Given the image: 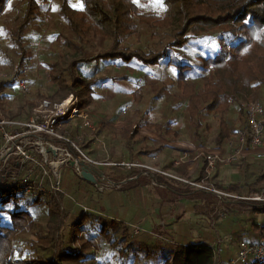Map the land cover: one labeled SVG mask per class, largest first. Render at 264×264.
<instances>
[{"label":"trees","instance_id":"obj_1","mask_svg":"<svg viewBox=\"0 0 264 264\" xmlns=\"http://www.w3.org/2000/svg\"><path fill=\"white\" fill-rule=\"evenodd\" d=\"M17 1L20 15L10 39L18 49L15 63L23 72L29 60L25 39L53 0ZM78 1L84 5L83 11L74 8L72 0H57L59 14L70 37L57 35L55 38L63 50L72 53L74 59L69 61V54L65 55L61 51L52 53L54 59L48 64V78L53 89L51 98L64 99L73 94L79 100L80 109L88 111L94 103L96 88L105 82L96 77L104 67L118 64L128 69L133 66L148 69L172 68L176 72L177 88L185 104L184 111L191 127L192 139L197 142L194 144L206 146L207 135L211 131L207 123L210 116L218 118L213 138L215 144L212 147L227 145L238 131L245 129V108L236 105L238 110L235 107L231 109L227 105V99L230 96L245 99L247 96L244 95L256 92L258 87H264V0H164L166 10H163V15L149 17L140 13V7L132 0ZM150 1L140 0V3ZM9 2L10 0H0V16ZM136 18L141 23L147 19V23L168 30L170 42L162 51L149 46L146 49L124 46L125 40L140 32ZM206 34L215 39L214 53L209 50L193 59L179 60L168 49L175 47L189 51L190 47L200 44L197 42L198 37ZM94 39L108 40L111 45L96 57L90 58L89 51ZM7 60L11 62L8 58ZM143 78L149 84H155L149 75ZM17 83V78L0 81V104L7 97L6 91L15 89ZM235 114L238 115L240 129L233 118ZM168 115L169 107L165 115L167 120ZM169 121L148 126L162 136H168ZM97 127L95 135L105 126L100 124ZM123 133L128 136L126 146L129 150L133 148L130 140H141L138 135ZM90 138L78 144L85 152L91 144ZM158 151L157 148L149 150L142 147L139 154H156ZM74 155L79 157L75 150ZM134 161L133 158L130 159V163H135ZM87 167L93 172L97 182L93 184L78 176V184L83 186L80 189L83 196L88 194L89 189L102 185L99 173L94 172L95 168ZM118 167L115 169L121 174L123 171ZM206 167L204 162L195 182H201L206 176ZM122 169L128 172V176L121 180L125 182L124 187L116 191L122 203L115 204L112 197L110 205L104 202L106 206L100 208L108 213V217L95 220L94 226L86 225L87 217L79 215L66 236V245L62 246L64 226L73 215L75 197L80 196L79 185L72 187L74 199L61 192H38L35 196H26L22 192L23 185L7 186L12 170L10 166L4 175L6 180L2 181L3 186L0 183V264H216V244L206 241L177 242L164 231L160 234L158 229V232L142 231L133 235L131 227L138 223L141 215L138 213L127 222V214H121L120 209L129 208L128 196L131 190L140 193L141 179L136 180L137 176L130 180L137 169ZM153 176L158 181L155 190L163 203H176L184 199L195 201L196 204L205 195L210 197L208 191L192 189L189 184L179 185L163 174ZM239 177V182L229 185L227 189L215 186L218 191L225 190L222 192L238 196L258 194L264 188V167L255 168L242 160ZM208 180L212 181L213 177ZM109 181L106 178L104 184ZM134 181L136 184L130 185ZM145 181L146 179H142V182ZM119 182L115 184L119 185ZM66 185L67 183L63 184L64 187ZM210 204L212 203L205 205L202 210L208 209ZM234 205L264 216V202L240 200L234 202ZM251 229V234H259L252 239V244L262 242L264 245V219L261 224L253 223ZM83 233L86 234L82 235ZM28 234H33L32 239L26 246H18L16 242L19 238ZM243 238L241 233L234 235L235 243L243 241ZM79 242L80 248L75 247ZM98 252L102 257L96 256ZM222 255V263L231 259H223Z\"/></svg>","mask_w":264,"mask_h":264},{"label":"rangeland","instance_id":"obj_2","mask_svg":"<svg viewBox=\"0 0 264 264\" xmlns=\"http://www.w3.org/2000/svg\"><path fill=\"white\" fill-rule=\"evenodd\" d=\"M54 1V0H53ZM53 1L44 10L43 14L35 22L28 32L25 44L28 50V64L24 68L23 72L18 69V65L15 63L18 54V49L14 42L10 39L11 32L14 31V25L18 21L20 15L19 5L17 0H10L6 10L0 16V81H7L17 78V81H23L31 89L30 95L23 97V100L35 99H50L51 101H59V98H51L53 96L52 83L48 78V64L52 62L54 57L52 53L61 51L65 55L69 52L63 50L56 41V36L61 35L63 37L69 36V31L64 21L59 14V5L57 0ZM79 1L72 0V4L75 5ZM154 0L147 3H140V13L145 16H162L163 10L157 7H153ZM144 23L139 22L136 18V22L140 25L139 34L134 35L124 42V46L130 49H137L139 47L146 49V46L152 47L155 50H163L167 43L170 42V36L168 30H163L155 27L153 24H149L147 19H144ZM151 22V20H150ZM153 35V36H151ZM70 37V36H69ZM215 39L210 35H202L198 37L197 46L190 47L189 51L184 49H177L175 47L168 48L174 56L179 60L193 59L196 55H204L207 51L211 50L214 53L215 50ZM111 43L105 39H94L92 40V46L89 51V57L94 58L96 55L102 53L110 47ZM7 58L11 61L9 62ZM69 61H73L74 57L72 53L67 56ZM116 66L119 69H115ZM139 67V66H138ZM145 75H149L155 84H149L143 78ZM100 79H104V83L96 88L94 95V103L90 106L87 114L93 118V122L100 125H104L103 129H99L95 136L90 138L91 144L88 147L85 154L87 157L98 163H105L103 166H99L100 169H104L105 176L110 181L104 187V190L89 189L88 194L81 195L83 192L82 185L78 184V174L72 165L65 167L61 171L62 184L61 191L69 198L74 199L72 194V187L79 185V195L75 197L76 206L73 210V215L67 220L62 238V246L66 245V236L71 231L74 222L81 215V209L79 205L88 207L90 213L84 215L87 217L86 225L94 226V221L102 218L106 219L108 213L103 212L100 206H106V202L110 205V198L112 197L115 204L120 205L121 199L117 195V190L124 187L125 182H121L123 178L128 176L127 170H124L123 166H117L122 163L134 164L135 169L140 167L135 163H140L144 166L150 167L155 171L165 172V176H173L177 179L172 178L179 185H188V181L195 182L198 174H193L191 171L197 165L194 160V153L189 148L191 143H197L192 139L191 127L188 124V118L184 111L185 104L181 99L180 90L177 88L176 83V72L172 68H159L152 67L148 68H127L126 66H119L118 64H112L104 67L97 76ZM138 82H141V87L138 91L135 90ZM256 92L251 93L245 99L238 97L236 105L244 107L245 102L252 95L256 98L264 101V87H258ZM12 90L6 91V96L10 97ZM21 102V98H16L12 106L19 110H24L25 105ZM16 103H19L16 105ZM29 104V103H28ZM228 105V104H227ZM235 105V106H236ZM235 106H229L233 109ZM168 120L165 115L168 113ZM129 108V112L126 116H122L124 109ZM172 108V109H171ZM236 108V107H235ZM238 110V108H236ZM30 112H21L17 115H6L10 119H16L23 122H28L32 117ZM237 122L238 129H240V123L238 115L233 116ZM170 120V121H169ZM165 121H169L168 125L170 134L168 136H162L153 128L148 125H160ZM209 125V135H207V147H212L215 143L213 142L214 133L218 126V118L210 116L207 118ZM74 130L71 131V139L78 145L77 136L81 133H86L82 129L81 119L74 122ZM97 125V126H98ZM98 128V127H97ZM69 131V129H66ZM138 135L139 138L130 140L132 144V150H129L127 145L128 136L125 135ZM78 133V134H77ZM87 134V133H86ZM86 139V137L84 138ZM84 141V140H83ZM81 145V144H80ZM142 147L158 148L159 152L151 156L150 154H139ZM184 151H183V150ZM133 158L135 163H130V159ZM250 164L260 169L264 167V159H258L256 157H250L247 159ZM193 163V164H192ZM240 162H234L232 164L220 165L212 175L213 180L206 181L203 185L204 191L214 193L211 190H217L215 185H220L223 189H227L229 185H232L238 177ZM116 166L121 168L123 171L121 174L117 171ZM186 166L192 169L188 172L183 169ZM125 169H128L125 167ZM139 172L130 179L136 178ZM164 175V174H163ZM80 177V176H79ZM171 178V177H170ZM179 179V180H178ZM120 181V182H119ZM140 186L143 189L140 193H136V190H131L128 196L129 208L120 209L121 214L126 215V221L130 222L132 217L141 214L143 211L144 216L149 221V227L152 231L161 232L164 231L168 237H171L177 242H189L192 241L190 238L193 236L200 235L201 229L205 228L207 219V211L203 213L202 210H194L193 205H202L203 199H199L194 203H185V201H178L175 204L163 203L159 193H157V185H153L149 180L145 183L140 180ZM119 182V185L115 183ZM67 185L64 187L63 184ZM136 184V181L130 182ZM138 184V183H137ZM129 185V186H130ZM80 187V188H79ZM264 187V185L262 186ZM141 188V187H140ZM195 190H203L191 186ZM143 190V192H142ZM225 191V190H222ZM218 191V192H222ZM224 193V192H222ZM217 195V193H214ZM112 195V196H111ZM219 195V194H218ZM229 195V194H228ZM222 197L223 202L219 205L216 204L214 209V221L218 222V225H222L225 231V237L230 234L227 225L231 222L232 217H237L240 224L247 225L250 229V235L244 237L243 241L252 243L254 237H258L259 234H251L252 224L263 223L264 216L255 215L250 212L248 208L238 205L239 211H234V207L231 208L230 202H227L228 197ZM238 201V200H235ZM105 202V204H104ZM169 204V205H166ZM191 205V206H190ZM196 206V207H197ZM191 207V208H190ZM204 209V205L200 206ZM195 211L201 213V215L184 213V210ZM127 210V211H126ZM118 211V210H117ZM205 211V210H204ZM105 213V214H104ZM189 221L187 222V218ZM201 218V219H199ZM134 226H138L137 224ZM220 227V226H219ZM132 229V227H131ZM158 229V231H157ZM132 231V230H131ZM193 231V232H192ZM195 235H194V234ZM83 233L82 235H85ZM33 234H28L26 237L19 238L16 244L18 246H26V243L32 239ZM166 235L164 237H166ZM229 236V235H228ZM234 236V235H233ZM224 237V236H223ZM162 239V238H161ZM223 239V238H221ZM64 240V242H63ZM236 244V243H235ZM81 243L79 242L75 247L80 248ZM235 246H224L223 259L230 258L232 251ZM25 248V247H24ZM100 252L97 253V257H102Z\"/></svg>","mask_w":264,"mask_h":264},{"label":"built area","instance_id":"obj_3","mask_svg":"<svg viewBox=\"0 0 264 264\" xmlns=\"http://www.w3.org/2000/svg\"><path fill=\"white\" fill-rule=\"evenodd\" d=\"M115 69H119V67ZM141 86V82H138L135 90L138 91ZM30 91L31 89L26 83L18 81L12 94L26 97L30 95ZM13 96L6 97L0 104V183L2 186L4 184L2 181L6 180L4 175L11 166L10 181L7 186L23 185L22 192L30 197L35 196L38 192L42 194L62 193V169L72 165L80 176L81 165L84 164L97 169L102 184L98 186V189L104 190L106 176L104 169H100L99 166H103L105 163L89 159L71 139L74 122L78 119H81L82 129L87 133L77 136L78 143H82L85 137L94 136L97 131L98 124L93 122V118L88 116L87 111L80 109L78 98L71 94L59 101L36 99L34 105L28 109V112L32 113V117L28 122H21L6 116L7 108H14L12 106L15 101ZM238 101L235 96H230L227 99V104L233 107ZM244 108L247 117L246 127L238 131L229 141L227 144L228 153L224 154L221 150L224 147L221 146L189 145L194 153L195 162L203 160L207 164L206 176L201 182L188 181L190 186L203 189V185L212 177L217 165L231 164L250 156L264 159V101L252 95L245 102ZM128 112L129 108L124 109L122 116H126ZM74 150L79 154V157L74 155ZM117 166L132 168L136 165L122 163ZM162 174L165 175V173ZM170 177L177 179L173 176ZM206 189L223 194L216 190ZM228 196L234 200L264 202V188L260 193L246 198L235 195ZM79 207L84 215L91 211L86 206L79 205ZM140 232L142 230L139 226H132L133 235H138ZM234 244L235 239L232 235L216 244V264H264L263 243L252 244L246 241L238 242L234 256L228 262L222 263L220 257L223 254L224 246L228 247Z\"/></svg>","mask_w":264,"mask_h":264},{"label":"crops","instance_id":"obj_4","mask_svg":"<svg viewBox=\"0 0 264 264\" xmlns=\"http://www.w3.org/2000/svg\"><path fill=\"white\" fill-rule=\"evenodd\" d=\"M11 94H12V92H11ZM14 94H12V96H13ZM23 97L24 96H21V95H14L13 96V98H14V100L16 99V98H21V102H19V103H23L25 106V109L24 110H19V111H17V109H15V107L14 108H7L8 110L6 111V115H8V116H10V115H17V114H20L21 112H28V109L30 108V106H32V105H34V103H35V101H36V99L35 98H32L31 100H23ZM19 103H16V105H18ZM29 103V104H28ZM13 104H14V102H13ZM30 114V113H29ZM16 120V119H15ZM17 121H19V120H17ZM21 122H23V121H21ZM191 144H194V143H191ZM198 145H200V144H198ZM204 146V145H203ZM224 148H221V150H222V152L224 153V154H226V153H228L229 152V149H227L228 147H227V145H225V146H223ZM157 148V147H156ZM150 149H152V148H150ZM158 149V148H157ZM159 152V151H158ZM157 152V153H158ZM156 153V154H157ZM156 154H150L151 156H154V155H156ZM149 154H147L146 156H148ZM251 157V156H250ZM250 157H247V158H241L240 160H237V161H234V162H241L242 160H245V161H247V159H249ZM234 162H232V163H234ZM248 163H250L249 161H247ZM203 163H204V161L203 160H199L196 164V166L193 168V170L192 169H189L188 170V168L185 166V167H183V169L185 170V171H187L188 170V172L189 171H191L193 174H198V177H199V173H200V170H201V168L203 167ZM231 163V164H232ZM135 164H137L139 167H140V169H137L138 170V172H139V175H138V177L136 178V180L137 179H146V180H149L153 185H157L158 184V181H157V179L153 176L154 174H162V173H165L164 171H162L161 173L159 172V171H155L154 169H152V168H150V167H147V166H144V165H142V164H138V163H135ZM193 164V163H192ZM220 166V165H219ZM125 168V167H124ZM217 169V168H216ZM216 169H215V171H216ZM146 171H148V172H150L151 174H149L148 172H146ZM215 171H214V173H215ZM213 173V174H214ZM197 177V178H198ZM170 178V177H169ZM239 171H238V177H237V179H236V181L235 182H233L232 184H236V183H238L239 182ZM170 179H172V178H170ZM173 180V179H172ZM174 181V180H173ZM158 186V185H157ZM141 189H143V187H141L140 188V190ZM193 189V188H192ZM142 192H143V190H142ZM208 193H210V197L208 198V196H204L202 199H203V202H202V205H207V204H209V203H212V204H210L209 205V208L208 209H205V211L204 210H202V207H200V206H202V205H200V206H197L196 207V205H193V207H194V210H196L197 208H199L200 210H202L203 211V213L204 212H206L207 211V214H206V216H204L205 217V219H207V221H205V223H206V226H205V228H202L201 229V232H203V233H201L200 235H197V236H193L192 235V238H190L193 242H196V241H206V242H209V243H211V244H217L220 240H222L221 238H225V231H224V229H223V226L222 225H218L219 223L218 222H215L214 221V216H213V214L212 213H214V209H215V206H216V204L217 205H219L221 202H223V200H222V197H220V196H224V197H228L229 199H231V200H228L227 199V202L229 203L230 202V204H231V208H235L234 209V211H239V207H238V205H234V202H237V201H235L234 199H232V198H230L229 196H228V194L227 193H223V194H214V193H211V192H208ZM222 193V192H221ZM229 195H235V194H229ZM235 196H238V195H235ZM249 196H251V195H249ZM248 195H244V196H238V197H242V198H246V197H249ZM208 198V199H207ZM178 201H185V203H187V204H189V203H193V201L192 200H178ZM177 201V202H178ZM238 201H240V200H238ZM195 203V202H194ZM170 204H175V203H170ZM166 205H169V204H166ZM191 206V205H190ZM191 208V207H190ZM144 212V211H143ZM141 213L140 215V219L138 220V223H137V225L139 226V228L142 230V231H145V232H152V230L150 229V227H149V221L150 220H148V219H146L145 218V216H144V213ZM184 213H186V214H188V215H191V214H197V215H201V213H196L195 211H187V209H185L184 210ZM189 218L190 217H188L187 218V222L189 221ZM199 219H201V218H199ZM232 220L230 221L231 223L229 224V225H227V229H228V231H230V234H227V236L229 235H235V234H237V233H241V234H243L244 235V237H248L247 235H250V229L248 228V226L247 225H244V224H240L239 222H238V219H237V217H232L231 218ZM220 226V227H219ZM193 232V231H192ZM194 234V233H193ZM195 235V234H194ZM224 236V237H223ZM244 239V238H243ZM184 242H186V241H184ZM232 246H235L234 247V249H233V251H232V256H230V257H233L234 256V254H235V250H236V247H237V243L236 244H234V245H232ZM223 252H224V249H223ZM227 260V259H226ZM230 259H228V261H229ZM221 261H222V259H221Z\"/></svg>","mask_w":264,"mask_h":264},{"label":"water","instance_id":"obj_5","mask_svg":"<svg viewBox=\"0 0 264 264\" xmlns=\"http://www.w3.org/2000/svg\"><path fill=\"white\" fill-rule=\"evenodd\" d=\"M81 168H82L81 175H80L81 178H83L87 182L96 184L97 181H96V178L93 172L90 171L89 168L84 164L81 165ZM94 172H98L97 169H94Z\"/></svg>","mask_w":264,"mask_h":264},{"label":"snow or ice","instance_id":"obj_6","mask_svg":"<svg viewBox=\"0 0 264 264\" xmlns=\"http://www.w3.org/2000/svg\"><path fill=\"white\" fill-rule=\"evenodd\" d=\"M134 4L137 6H140V0H132ZM74 8L83 11L84 10V5L82 2H78L77 4L73 5ZM153 7L160 8L162 10H166L164 8V0H154Z\"/></svg>","mask_w":264,"mask_h":264}]
</instances>
